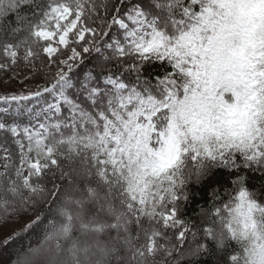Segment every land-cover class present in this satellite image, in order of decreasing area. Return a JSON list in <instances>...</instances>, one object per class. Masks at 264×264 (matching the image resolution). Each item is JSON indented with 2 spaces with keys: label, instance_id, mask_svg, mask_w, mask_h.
<instances>
[{
  "label": "snow or ice",
  "instance_id": "1",
  "mask_svg": "<svg viewBox=\"0 0 264 264\" xmlns=\"http://www.w3.org/2000/svg\"><path fill=\"white\" fill-rule=\"evenodd\" d=\"M20 66L0 264H264V0H0Z\"/></svg>",
  "mask_w": 264,
  "mask_h": 264
},
{
  "label": "trees",
  "instance_id": "2",
  "mask_svg": "<svg viewBox=\"0 0 264 264\" xmlns=\"http://www.w3.org/2000/svg\"><path fill=\"white\" fill-rule=\"evenodd\" d=\"M94 55L92 57L88 56L87 54H85V63L79 68V69H74L73 71H80L82 72L85 68H89L92 66V64L94 63ZM22 69H28V67H24V66H20ZM30 75V71L28 76ZM6 79V74L5 73H0V80H5ZM39 80L36 81H32V80H25V84L26 86L23 89L18 90V87L13 86H9V87H5L3 85H0V94H9V93H19L29 87L34 86L35 83H39ZM11 83H13L11 81ZM6 104H4L3 106H5ZM1 115V114H0ZM197 200L199 201V203L201 204H205V198H203V196L201 197H197ZM192 212V206H189V210H188V214L191 215ZM18 225L14 224V223H7L4 224L3 227H0V235H3L4 233L10 232L12 229L17 228ZM6 258V256H5Z\"/></svg>",
  "mask_w": 264,
  "mask_h": 264
},
{
  "label": "rangeland",
  "instance_id": "3",
  "mask_svg": "<svg viewBox=\"0 0 264 264\" xmlns=\"http://www.w3.org/2000/svg\"><path fill=\"white\" fill-rule=\"evenodd\" d=\"M29 74L28 69H22L21 67H14L12 68L11 71L6 73V79L5 80H0V85H3L5 87L9 86H15L18 87V90L23 89L26 84H25V77H27ZM11 81L13 83H11ZM23 81V83H22ZM22 103H28V102H22ZM5 103L0 101V114H3V109L5 107H8L10 110L16 107V103L12 102L10 104H6L3 106Z\"/></svg>",
  "mask_w": 264,
  "mask_h": 264
}]
</instances>
